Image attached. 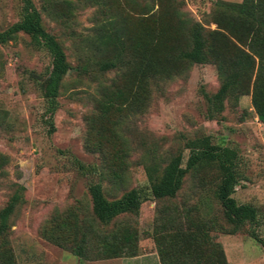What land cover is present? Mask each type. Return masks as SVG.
Returning <instances> with one entry per match:
<instances>
[{
    "label": "rangeland",
    "instance_id": "rangeland-1",
    "mask_svg": "<svg viewBox=\"0 0 264 264\" xmlns=\"http://www.w3.org/2000/svg\"><path fill=\"white\" fill-rule=\"evenodd\" d=\"M31 1L69 67L49 132L39 88L50 67L48 53L22 32L0 44V208L23 187L3 237L14 263L160 264V247L216 264L218 244L228 264H264V127L251 107L250 91L236 101L226 99L215 119L205 115L202 92L212 93L219 84L211 54L219 30L216 0H169L182 18L179 48L170 56L172 37L168 21L157 19L156 0H112L128 13L137 50L133 69L121 77L113 70L100 72L84 46L83 38L101 19L100 0ZM143 3L152 15L140 13ZM20 8V0H0V30L19 18ZM144 72L150 77L146 84L140 79ZM111 80L118 81L123 98L117 99L119 110L102 114L100 87ZM202 135L220 147L216 162L188 170L173 197L153 198L146 167L158 174L177 153L184 165L185 141ZM227 170L235 175L231 196L256 210L255 222L233 233L219 230L222 219L212 195L219 173ZM96 181L109 200L136 189L137 211L96 222L87 193ZM82 232L98 258L77 257L50 240L52 234L66 236L69 245Z\"/></svg>",
    "mask_w": 264,
    "mask_h": 264
},
{
    "label": "trees",
    "instance_id": "trees-1",
    "mask_svg": "<svg viewBox=\"0 0 264 264\" xmlns=\"http://www.w3.org/2000/svg\"><path fill=\"white\" fill-rule=\"evenodd\" d=\"M20 16L4 29L0 30V44L15 37L18 32L29 36L37 46L43 48L50 57V67L39 83L41 96L48 113L50 132L53 129L51 116L57 108L58 88L62 77L68 69L65 54L54 36L46 31L40 21V15L31 0H20ZM171 1V0H170ZM169 0H156L157 19L167 20L172 43L168 46V56L176 54L179 48L178 31L182 23L179 11ZM66 5L70 2L63 0ZM100 21L96 22L91 36L84 37V46L94 58L93 62L100 72L110 70L120 72L121 77L126 68L133 69L136 61V44L133 42L127 28L128 13L120 11L119 6L112 0H100ZM219 30L215 31L212 39V62L218 79V87L212 93L202 92L205 101V115L215 119L224 108V101L229 97L236 99L250 91V104L257 119L264 127V0H240L229 2L216 0L214 2ZM151 6L143 3L140 13L152 15ZM215 17V18H216ZM87 56V55H86ZM89 57V55H88ZM140 79L146 84L149 80L147 73H141ZM108 86L100 87L102 114L112 107L119 110L117 99L123 94L117 80H111ZM144 87L146 85H143ZM143 88V87H142ZM99 91V90H98ZM187 156L181 165V154L171 156L161 167L158 174L152 175L146 167V177L149 192L153 198H171L181 185L182 178L188 170H204L216 162L220 147L210 141L208 135L188 139L184 143ZM4 163L0 159V166ZM82 168V165H77ZM113 177L118 176L116 173ZM235 184L232 170L220 172L214 184L212 195L216 199L222 223L219 230L233 233L237 228L255 222L256 210L247 203H237L231 196ZM22 186H17L7 202L0 208V264H15L12 254L3 241L6 234L8 218L20 201ZM92 218L101 224L109 222L119 213H135L140 204V196L136 189L131 188L114 200L107 199L98 181L90 182L87 186ZM50 240L61 248L68 249L73 255L83 259L98 258L91 253L86 242L85 234L75 242L66 244V236L50 235ZM128 236V235H126ZM125 241H128L127 237ZM249 236L257 239L253 229ZM218 251L216 264L226 263L220 245H215ZM166 248H158L160 264H213L212 261L202 263L195 254L193 259L182 255H170ZM91 253L92 255H89ZM209 256V255H208Z\"/></svg>",
    "mask_w": 264,
    "mask_h": 264
}]
</instances>
